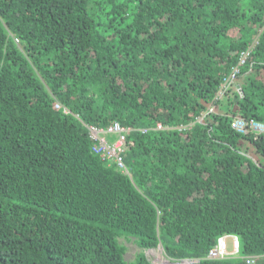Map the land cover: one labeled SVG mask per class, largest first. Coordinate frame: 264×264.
<instances>
[{"label": "trees", "instance_id": "obj_1", "mask_svg": "<svg viewBox=\"0 0 264 264\" xmlns=\"http://www.w3.org/2000/svg\"><path fill=\"white\" fill-rule=\"evenodd\" d=\"M235 115L264 122V0H0V264H264V135ZM114 122L124 170L88 129Z\"/></svg>", "mask_w": 264, "mask_h": 264}, {"label": "built area", "instance_id": "obj_2", "mask_svg": "<svg viewBox=\"0 0 264 264\" xmlns=\"http://www.w3.org/2000/svg\"><path fill=\"white\" fill-rule=\"evenodd\" d=\"M258 40H254L253 45L257 44ZM250 53V48H246L239 53L238 63L231 69L227 77L224 78L221 87L217 93L218 98H224L227 93L234 89V82L237 80L239 73V65L243 64ZM236 87V85H235ZM232 92V91H231ZM230 92V93H231ZM59 107V103L55 104ZM215 110V106H209L205 113L212 112ZM66 112V109L63 108ZM205 113L198 118L202 121ZM161 127V125H157ZM231 126L239 133L251 132L254 135H264V122L258 121L252 118H244L240 115H235L231 119ZM90 137L94 141L93 149L99 153L102 158L108 160H114L119 169H125L123 163V149H124V138L127 128L114 122L106 128L89 126ZM109 135H114L113 139H109ZM230 240V243H229ZM239 253V241L236 235L225 234L218 237L217 242L207 252L208 258H223L228 256H236ZM252 259H247V262L252 263ZM188 262V261H186Z\"/></svg>", "mask_w": 264, "mask_h": 264}, {"label": "rangeland", "instance_id": "obj_3", "mask_svg": "<svg viewBox=\"0 0 264 264\" xmlns=\"http://www.w3.org/2000/svg\"><path fill=\"white\" fill-rule=\"evenodd\" d=\"M247 153L250 151H246ZM123 241V240H122ZM124 243L126 244V251H125V257L126 259H132L136 252L140 251V247H138L135 243L129 242L124 240ZM230 243V240H229ZM146 255V258L150 261L151 264H185L186 261L189 260H173L170 259L165 255L162 248L160 246L155 248H148L144 249L143 251Z\"/></svg>", "mask_w": 264, "mask_h": 264}, {"label": "crops", "instance_id": "obj_4", "mask_svg": "<svg viewBox=\"0 0 264 264\" xmlns=\"http://www.w3.org/2000/svg\"><path fill=\"white\" fill-rule=\"evenodd\" d=\"M237 83H239V82H237ZM229 97H230V95H229ZM227 108H231V106L229 105V103L225 99L222 103H220V105H218V108L216 111H225Z\"/></svg>", "mask_w": 264, "mask_h": 264}]
</instances>
